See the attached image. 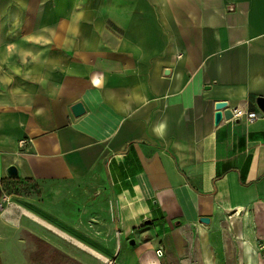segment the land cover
<instances>
[{
  "label": "crops",
  "instance_id": "0c3cea01",
  "mask_svg": "<svg viewBox=\"0 0 264 264\" xmlns=\"http://www.w3.org/2000/svg\"><path fill=\"white\" fill-rule=\"evenodd\" d=\"M259 98L264 0H0V188L32 182L50 202L27 207L30 234L70 232L54 211L71 201L92 251L264 264ZM218 101L259 117L216 125Z\"/></svg>",
  "mask_w": 264,
  "mask_h": 264
},
{
  "label": "rangeland",
  "instance_id": "374dc122",
  "mask_svg": "<svg viewBox=\"0 0 264 264\" xmlns=\"http://www.w3.org/2000/svg\"><path fill=\"white\" fill-rule=\"evenodd\" d=\"M43 199L41 187L38 184L17 181L13 178L3 181L0 188V254L4 264H30L33 252L39 247L38 238L44 239L52 247L67 254L66 258L60 261L61 264H140L135 251L131 250L133 245L128 241H122L120 248L116 251L108 250L104 240L97 241L94 238L93 240L103 249L92 251L90 248L81 246L80 242L87 247L93 242L91 235L85 233L75 235L74 212L65 209L69 204L74 205L71 201H63L60 204L63 209L54 211L55 214H62V219L64 216L68 217L67 219L72 223V225L67 224L68 227L71 226L68 230L70 232H55L41 222H35L38 226L36 225L35 232L30 234L25 226L33 225V219L26 214V209L31 205L29 207H36L39 212L44 211V207L48 208L50 202L44 203ZM101 237L106 238L104 235ZM157 253L159 255V252Z\"/></svg>",
  "mask_w": 264,
  "mask_h": 264
},
{
  "label": "water",
  "instance_id": "95a60500",
  "mask_svg": "<svg viewBox=\"0 0 264 264\" xmlns=\"http://www.w3.org/2000/svg\"><path fill=\"white\" fill-rule=\"evenodd\" d=\"M258 105L261 110L264 112V98L258 99ZM215 124L218 125L223 119H231L234 116L233 109L229 107V103L227 101H218L215 103ZM72 111L75 116H80L85 112L84 106L82 103H76L72 106ZM8 175L11 177L18 175V170L15 166H11L7 170ZM203 222H210V219L207 217H203L201 219ZM131 245L135 244V241L132 240L130 242Z\"/></svg>",
  "mask_w": 264,
  "mask_h": 264
},
{
  "label": "trees",
  "instance_id": "16d2710c",
  "mask_svg": "<svg viewBox=\"0 0 264 264\" xmlns=\"http://www.w3.org/2000/svg\"><path fill=\"white\" fill-rule=\"evenodd\" d=\"M39 242L38 250L33 252L32 262L30 264H61L60 261L66 258V254L54 249L47 241L38 238ZM59 260V262H57ZM0 264H4L3 258L0 254Z\"/></svg>",
  "mask_w": 264,
  "mask_h": 264
},
{
  "label": "built area",
  "instance_id": "2783aa9c",
  "mask_svg": "<svg viewBox=\"0 0 264 264\" xmlns=\"http://www.w3.org/2000/svg\"><path fill=\"white\" fill-rule=\"evenodd\" d=\"M233 113H234V116H233L234 118L246 117L249 121H254L259 117V115L256 112H253V111L246 112L241 109H234ZM158 252H159V256L163 255L161 251H158Z\"/></svg>",
  "mask_w": 264,
  "mask_h": 264
}]
</instances>
